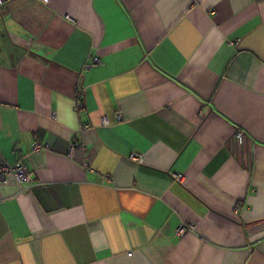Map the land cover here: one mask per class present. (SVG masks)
<instances>
[{"label": "crops", "instance_id": "0c3cea01", "mask_svg": "<svg viewBox=\"0 0 264 264\" xmlns=\"http://www.w3.org/2000/svg\"><path fill=\"white\" fill-rule=\"evenodd\" d=\"M0 154V264H264V0H5Z\"/></svg>", "mask_w": 264, "mask_h": 264}, {"label": "built area", "instance_id": "2783aa9c", "mask_svg": "<svg viewBox=\"0 0 264 264\" xmlns=\"http://www.w3.org/2000/svg\"><path fill=\"white\" fill-rule=\"evenodd\" d=\"M5 0H0V4ZM45 1V0H41ZM100 62L99 57H92L91 62L87 65H96ZM83 95V87L80 83L77 84L76 98L77 105L80 106V98ZM102 123H107V119H103ZM243 138V132L237 129L232 137V142L241 143ZM47 144L35 142L33 143V150L47 149ZM135 160H140L138 156H133ZM31 181L28 165L24 159L20 158L14 163H8L0 154V184L12 183L17 185L18 191L27 192L30 188L28 184ZM194 226L190 223H181L175 229L176 235H183L189 230H193Z\"/></svg>", "mask_w": 264, "mask_h": 264}]
</instances>
